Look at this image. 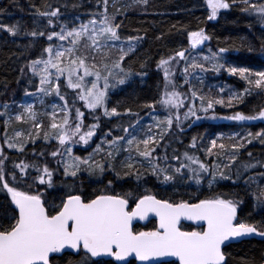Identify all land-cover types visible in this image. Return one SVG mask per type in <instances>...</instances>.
I'll list each match as a JSON object with an SVG mask.
<instances>
[{
    "label": "snow or ice",
    "instance_id": "snow-or-ice-1",
    "mask_svg": "<svg viewBox=\"0 0 264 264\" xmlns=\"http://www.w3.org/2000/svg\"><path fill=\"white\" fill-rule=\"evenodd\" d=\"M117 3L118 0H113L115 11L110 14L109 0H97V8L102 10L89 13L87 20L74 16L62 21L68 4H61L57 0L56 6H53L44 0L45 10L36 9L37 19L33 23L37 24L40 18L46 19L47 30L34 28L21 32L19 22L12 25L0 23V32H6L13 38L27 36L35 41L46 37L47 46L40 56L25 65L31 73L29 83L36 88L35 92L25 89V96H37L41 105L48 97L61 102L45 107L43 113H38L31 103L0 105L3 109L0 111L3 122V135L0 136V191L6 193L5 200L0 202V264H56L65 255L80 257L78 261L69 260L68 264H106L94 258L110 256L122 261L133 254L140 261L174 256L179 264H228L225 249L232 243L252 236L264 238V185L259 183L264 180V171L248 175L257 166L264 168V160L253 158L251 151L247 152L248 160L239 159L241 150L253 144V141L264 146V130L248 132L246 136L234 135L228 139L235 142L229 144L217 143L223 136L212 139L210 146L203 151L205 157L214 156L215 159L207 162L190 151L198 148L201 138L197 136L192 137L189 150L182 154H177L176 149L172 150L171 155L167 151L170 144L184 133L185 122L193 117L195 120L264 121V105L258 110L254 107L252 114L236 111L229 117L215 115L216 105L233 108L253 92L264 94V70L229 63L226 59L229 48H219L216 52L209 49V55L190 57L191 50L211 39L202 28L190 31L187 33L189 49L162 57L157 63V69L163 73V91L159 100L142 106L148 110L146 114L152 121L145 126L140 114L131 108L120 112L118 106L109 107L110 92L137 75L131 68L126 69L124 64L144 39L131 35L122 38V23L116 22L122 9L117 7ZM133 3L147 6L148 0H133ZM238 4L242 5V14L254 17L264 29V0H205L207 19L215 20L222 10L237 7ZM71 7L76 9L79 4L73 3ZM24 47L30 48L32 43ZM233 49L240 50L235 44ZM246 51L256 52L255 44L247 41ZM259 52L264 56V39L260 40ZM180 62L185 64L182 75L184 84L189 86L188 92L178 91L175 83L176 70L173 65ZM25 67L20 69L22 76L26 74ZM209 72H227L230 76L239 77L246 87L239 92L229 88L227 99L222 95L225 87L219 89L218 96L199 95L189 78L203 83V74ZM139 75L143 78L146 72ZM37 78L38 85L35 84ZM69 89L72 90L71 103L66 98ZM77 104H81L85 111ZM14 106L22 111L11 114ZM157 107L164 113L162 118L156 114ZM210 111L213 113L211 117L208 116ZM200 112L204 113L203 117L198 115ZM88 116L93 123H85ZM123 116L128 117L126 127L117 124L107 132L101 129V117ZM41 117L49 120L47 130ZM13 121L29 124L28 131L12 130L9 134ZM114 130L121 134L113 135ZM98 132L100 142L96 143L93 138ZM166 137L168 142L161 145ZM40 139L57 142V149L50 153L56 160V169L50 168L47 163L41 166L36 162L13 159L8 154V150H14L24 155L28 145H35ZM93 143L95 148L86 157L73 154V145L91 147ZM161 147L163 154L156 155ZM39 155L44 156V153ZM121 155L125 156L120 161L122 171H117L115 162ZM171 161H176L178 166ZM61 167L62 175L71 183H65L68 191L60 198V204L49 210L45 206L44 193L39 190L33 192L32 185L52 188L54 173ZM85 173L98 178H107L110 174L112 179H108L106 189L111 188L114 180L127 182L134 179L139 185L155 178L164 184H175L177 179L182 181L187 176L197 186L207 180L208 190L212 194L203 199L195 196L178 202L157 199L155 195H142L135 202V207L129 210V200L125 195L89 196L81 192L76 187V181ZM241 181L245 189L255 185V190L248 194L253 200V210L262 216L259 221L249 222L238 217V207L244 201L236 198L237 193L213 191L214 186L221 182L239 186ZM76 192L80 194H74ZM126 195L131 196L132 193ZM149 213L159 218L158 227L153 231L134 232L133 219H144ZM251 216L252 213H249V219ZM181 219L203 221L204 224L198 231H182ZM66 250L74 251L69 253Z\"/></svg>",
    "mask_w": 264,
    "mask_h": 264
},
{
    "label": "trees",
    "instance_id": "trees-1",
    "mask_svg": "<svg viewBox=\"0 0 264 264\" xmlns=\"http://www.w3.org/2000/svg\"><path fill=\"white\" fill-rule=\"evenodd\" d=\"M61 4L67 3L68 10L61 18L69 19L70 17L80 16L89 17V13L93 11H101L102 8H97V0H59ZM44 0H0V23L12 25L19 22L21 32L36 30H47L46 19L40 18L37 24L33 23L36 17V9L45 10L43 8ZM53 6H56L57 0H48ZM78 3L79 7L73 9L71 5ZM239 5L230 8L221 13L215 21L207 19L208 11L206 9L205 0H148L147 6L134 4L133 1L127 0V4L122 9V14L117 16L116 22L122 23L120 29L122 38L127 36H141L144 39L140 41L137 46L135 54L125 59V68H131L137 75L129 78L124 85L117 86L109 96V107L118 106V111L124 112L125 108H131L133 112H138L143 118L147 113V109L142 106L146 103H151L159 100L160 93L163 91V73L157 69L158 61L164 57L167 58L175 54V52L182 49H189V41L187 33L190 31H197L204 29L211 37L202 45V50L207 46V52L211 49L216 52L219 48H229L226 59L229 63L236 66L259 67L264 69V56L259 52L260 40L264 39V29L256 22L254 17L242 14ZM63 11V8H62ZM108 11L112 14L115 9L111 6L109 0ZM251 25V27H249ZM59 30L58 28L56 29ZM161 37V39H157ZM242 38H247L244 40ZM247 41L255 44L257 51L248 53L246 51ZM32 43V47L25 49L24 45ZM233 44L239 47V51L233 49ZM47 46L46 37L39 38L33 41L31 37L18 36L11 37L6 32H0V105L3 103L16 104L25 94V89L31 92L34 90V85L29 83L31 73L28 72L25 65L29 60L40 56L42 49ZM204 46V47H203ZM199 50L190 51L191 56L199 55ZM222 63L224 61H221ZM142 65L144 67L142 68ZM25 67V75L22 76L20 69ZM185 67L183 62L175 64L176 76L175 83L180 90L188 92L189 86L184 84V77L182 69ZM146 72V75L141 78L139 73ZM207 77L203 79V83L197 80L192 82V87L195 88L199 95L218 96L220 86L219 81L227 82L233 90L236 87L243 89L246 87L244 81L239 77L230 76L227 72L219 74L206 73ZM19 81V82H18ZM213 82L214 84L210 85ZM238 90V89H237ZM227 99L228 94H222ZM69 103H71V94L68 95ZM264 105V94L257 95L253 92L252 95L246 97L241 104L235 105L233 108H228L221 105H216L215 115L221 117L223 115L231 116L236 111L245 114H252V109L257 110ZM81 107V104H77ZM82 111H85L81 107ZM156 111H162L157 107ZM213 113L211 112L212 116ZM87 116V112H86ZM94 121L90 116L85 120L86 124H91ZM249 124H244V129L236 126V123L221 122L219 119H205L200 124L196 123L191 127L185 129L184 133L178 136L176 142H172L167 149L169 155L172 150L176 149L177 154H182L185 150H189L188 146L192 142V137H200L198 148L192 151L195 155L200 156L206 162L214 160L215 157H205L204 149L210 146L212 137L217 139L223 136V139H218L217 143L229 144L235 141H229L234 133H239V136L247 135L248 132H259L264 130V123L261 121H249ZM128 117L120 118H104L101 117V129L107 132L114 128L117 124L127 126ZM15 125V124H13ZM12 125V129L14 126ZM244 132V133H243ZM237 133V134H238ZM3 134V122L0 120V136ZM121 134L118 130L113 131V135ZM213 135V136H212ZM111 139V136L108 137ZM95 141H100V134L93 138ZM168 142L166 137L161 141V145ZM94 144V143H93ZM58 147L56 141L45 142L42 139L38 140L35 145H28L24 155L17 154L8 150V154L13 159H24L26 162H36L39 165L47 163L50 168L56 169V160L50 156L52 151ZM253 153V158L264 160V146L260 145L258 141H253V144L248 145L246 149L241 150L240 160H248L247 152ZM43 152L44 156L39 153ZM164 149L158 148L156 155H162ZM35 153V154H34ZM125 158L121 155L116 160L117 171H122L120 168V161ZM99 159V157H96ZM254 162V160H253ZM176 165V161H171ZM178 166V165H176ZM10 167V165H9ZM143 171V169H141ZM264 171V168L257 166L256 169L250 171L248 175H257ZM35 175V171H32ZM108 179H112L109 174L107 178L89 177L86 173L81 175L76 181V187L81 192H86L89 196L97 194L125 195L129 200L130 206H133L138 198L142 195H155L157 199H168L170 201L178 202L181 199H190L195 196L203 199L212 194L208 190L207 180L197 186L195 181L188 180L187 176L181 181L177 179L175 184H164L157 181L155 178L150 179L147 183L137 184L134 179L127 180V182L113 181L111 188L106 189ZM247 179V175L245 176ZM54 186L48 188L46 186L32 185V190L35 192L39 190L44 193L46 200V207L51 210L54 205L60 204V198L68 189L64 186L65 183H71L62 175V168L55 171ZM102 180V182H100ZM82 182V183H81ZM29 183L31 180L29 179ZM264 185V180L259 181ZM103 190V191H101ZM255 190V185L251 188L245 189L243 181L239 186H233L231 182H221L214 186V192H228L237 193V197L242 199L244 203L238 207V217L241 220L259 221L262 216L253 210V200L248 194ZM131 192V196L126 194ZM74 194H80L76 192ZM6 193L0 191V202L5 200ZM10 199V197H8ZM249 213H252L249 219ZM157 228L155 221H151L146 226H137L136 230L153 231ZM182 228L191 230V225H184ZM228 264H264V241L257 239L243 240L238 243L231 244L225 249ZM80 257L65 255L63 259H58L56 264H68L69 260L78 261ZM106 264H117L113 260H103ZM127 264H136L135 261H130ZM167 264H178L171 262Z\"/></svg>",
    "mask_w": 264,
    "mask_h": 264
},
{
    "label": "rangeland",
    "instance_id": "rangeland-1",
    "mask_svg": "<svg viewBox=\"0 0 264 264\" xmlns=\"http://www.w3.org/2000/svg\"><path fill=\"white\" fill-rule=\"evenodd\" d=\"M131 1H133V0H131ZM110 2H111V6H112V3H113V0H110ZM127 4V0H118V3H117V7H123V6H125ZM224 11H226V10H222L221 11V13L222 12H224ZM221 13L217 16V18L221 15ZM78 16V15H77ZM72 17H70L69 19H71ZM82 20H87L88 18H90V17H80ZM216 18V19H217ZM215 19V20H216ZM215 20H212V21H215ZM203 45V44H202ZM202 45H199L198 47H197V50H199V55H197L198 57H202V56H206V55H209L210 53H209V51L207 52V49H208V47L207 46H203L204 47V50H202ZM189 62H191V59H189ZM234 65V64H233ZM173 67H175V65H173ZM255 69H258V70H264V69H262V68H259V67H256ZM207 77V75L206 74H203V79H205ZM190 80H192V82L194 81V79H192L191 77L189 78ZM210 83V82H209ZM228 81L227 82H222V81H219L218 82V85L220 86V88L221 87H225L226 88V90H225V92H226V94H228V89L229 88H231L230 86H228ZM35 84L36 85H38V78L35 80ZM212 84H214L213 82H211L210 83V85H212ZM227 86V87H226ZM238 89V90H237ZM35 90H36V88H35V86H34V90L33 91H31V92H35ZM64 89L62 88V91H63ZM114 90V89H113ZM112 90V91H113ZM177 90L178 91H180V92H183V90H180L179 88H177ZM232 90V89H231ZM243 89H241V88H238V87H236L235 88V90H233L234 92H239V91H242ZM111 91V92H112ZM71 92H72V90H68V93H69V95L71 94ZM67 99H68V96L66 97ZM28 103H31V104H34L35 105V110L38 112V113H43L44 112V109H45V107H50V105L52 104V103H61L58 99H54V98H52V97H48V98H45V104L44 105H41L40 104V102H39V98L37 97V96H32V97H28V96H25V94H23L22 96H21V99L19 100V102H17L15 105L16 106H18V105H20V104H28ZM197 106H199V101L197 100ZM11 105H14V104H11ZM0 111H3V109L2 108H0ZM20 111H22V109H20L19 107H13L12 109H11V114H13V115H15V113L16 112H20ZM184 111H186V109H184ZM156 114L157 115H159V116H161V118L163 117V111H156ZM198 115H200V116H204V113H202V112H200V113H198ZM211 115V111L208 113V116L209 117H211L210 116ZM221 117H229L228 115H223V116H221ZM42 118V120H43V125H44V129L45 130H47L48 129V124H49V120H48V118L47 117H41ZM206 118H203V119H201V120H195V118L193 117L191 120H189V121H186L185 122V124L183 125V127L185 128V129H187V128H189L188 127V125L189 124H191V126L192 125H194V124H196V123H198V124H200L201 122H203L204 120H205ZM208 119V118H207ZM193 121H194V123H193ZM219 121H221V122H224V121H229V119H219ZM152 121H151V119H150V117L146 114V115H144L143 116V124L145 125V126H147L148 124H150ZM231 122V121H230ZM234 122V121H233ZM13 124H15V125H13ZM13 126H14V129H10V132H9V134H11V131L12 130H24L25 132H27L28 131V129H29V124H23V123H17V122H15V121H13ZM238 133V132H237ZM237 133H234L233 134V136L234 135H239V133L237 134ZM244 133V132H243ZM3 134H1V136H2ZM213 136V135H212ZM244 136H246V135H244ZM216 136H214V137H212V139H214ZM52 141H55V140H52ZM51 142V141H50ZM100 142V141H99ZM98 142V140L96 141V143H99ZM30 145V144H29ZM73 147V154L74 155H76V156H80V157H86L89 153H91L92 152V150H93V148H95V143L94 144H92V146L91 147H88L87 145H82V144H79V145H73L72 146ZM84 149H86V150H84ZM11 151H13V152H15L14 150H11ZM62 168V167H61Z\"/></svg>",
    "mask_w": 264,
    "mask_h": 264
},
{
    "label": "water",
    "instance_id": "water-1",
    "mask_svg": "<svg viewBox=\"0 0 264 264\" xmlns=\"http://www.w3.org/2000/svg\"><path fill=\"white\" fill-rule=\"evenodd\" d=\"M264 122V121H263ZM135 207V206H134ZM133 207V208H134ZM153 219H157L159 221V218L154 214V213H149L147 215L146 218L144 219H140L139 217H136L133 219L132 221V228L134 230V227L137 225V224H145V223H148L149 221L153 220ZM181 223H190V224H193L197 227H201L204 222L203 221H192V220H187V219H181V222H180V225ZM182 230V229H181ZM182 231H185V230H182ZM248 239H257V240H260V241H264V238H261L259 236H252L250 238H246L244 240H248ZM243 241V240H242ZM241 242V241H240ZM238 243V242H236ZM234 244V243H232ZM68 251L69 253H71L72 251L74 250H66ZM110 256H102V257H97V258H94V259H109ZM115 259V257H113ZM131 260H134L137 264H162V263H170V262H177L179 264V261H178V258L177 257H174V256H163V257H152L150 258L148 261H140L138 258L135 257V255H130L128 257H126L124 260L122 261H117L115 259L116 262L118 263H121V264H125V263H128L129 261Z\"/></svg>",
    "mask_w": 264,
    "mask_h": 264
},
{
    "label": "flooded vegetation",
    "instance_id": "flooded-vegetation-1",
    "mask_svg": "<svg viewBox=\"0 0 264 264\" xmlns=\"http://www.w3.org/2000/svg\"><path fill=\"white\" fill-rule=\"evenodd\" d=\"M232 122V120H229V121H225V122H227V123H231ZM262 122V121H261ZM233 123H236V126L235 127H239V128H243L244 129V124H249L250 122L249 121H243V122H238V121H234ZM134 206H129V210H131L132 208H133ZM155 222H156V224H157V227H158V225H159V221L158 220H154ZM151 222V221H150ZM150 222H148V223H145V224H141V226H146V225H148ZM183 225H186L185 223H182ZM181 224V225H182ZM137 226V225H136ZM136 226H135V228H136ZM192 227H193V229H191V230H201V228H198V227H195V226H193V225H191ZM111 259H113V257H110L109 259H107V260H111ZM114 260V259H113ZM127 264V263H126Z\"/></svg>",
    "mask_w": 264,
    "mask_h": 264
}]
</instances>
